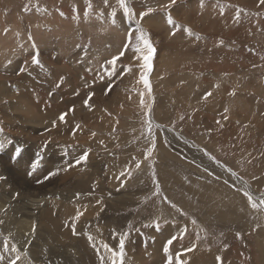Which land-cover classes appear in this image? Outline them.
Listing matches in <instances>:
<instances>
[{"label": "rangeland", "instance_id": "obj_1", "mask_svg": "<svg viewBox=\"0 0 264 264\" xmlns=\"http://www.w3.org/2000/svg\"><path fill=\"white\" fill-rule=\"evenodd\" d=\"M127 3L137 19L140 12L154 9L140 22L156 49L149 74L150 94L138 82L142 61L135 59L139 53L133 51L134 31L132 44L117 61L111 78L105 77L104 70L98 74L89 71L88 66V71L80 73L94 80L89 85L81 83L77 70L66 61L65 54H70L73 58L85 56L90 63L91 56L86 55L94 53L108 61L122 50L128 41L125 29H134L136 24L123 14L118 0H108L107 5L104 0H0V24L7 25L3 36L11 24L23 27L17 47L24 52L17 55L20 65L16 72L4 76L9 88L32 96L41 110L58 118L74 107L73 115L66 117L73 119L72 127L59 121L54 128L57 131L42 128L31 140L24 139L28 134L19 127L12 100H0L2 264L16 255L13 247L21 257L17 264H73L70 253L83 247L81 238L87 237V246L95 244L99 252L103 238L118 251L122 236H126L125 264H140L131 259L129 245L133 258L146 254L152 231L162 233L185 223L189 225L181 237L186 236L185 240L177 239L181 244L189 237L184 245L196 241L205 255L228 251V258L239 264L241 260L261 264L256 241L264 233V210H254L244 191L257 203L264 193V5L259 0H176L165 9L169 0ZM238 11L240 19L236 21ZM169 14L175 25L168 23ZM30 22L40 24L34 39ZM168 26L176 32L174 38H166ZM51 45L63 50L61 60L55 51H49ZM30 49L36 52L31 54ZM37 55L39 66L32 62ZM191 73H198L207 91L215 87L207 100L202 99L206 90L187 97L184 92L189 85L173 82ZM106 83L111 86L109 98L102 101V97L93 96L90 103L97 112L115 119V124L109 125L111 131L101 129L98 116L96 125L88 126L95 117L87 118L82 112L74 115L80 103L73 102L85 97L90 86ZM217 89L223 93L218 94ZM142 92L146 107L140 104ZM148 120L155 149L145 159L153 139ZM86 150L85 167L93 171L86 177L90 183L86 179L75 182L72 177L60 184L62 165L73 164ZM136 162L141 164L139 169ZM131 163L133 167H125L131 170V177L122 184L125 178L120 176L115 192L111 182L116 168ZM8 177L13 182L4 183ZM209 194L215 201L208 199ZM226 194L239 197L242 207L234 204L235 208L221 213L213 209ZM43 199L38 203L41 206L35 207L36 201ZM78 212L83 215L73 234L71 218ZM222 213L230 218L221 217ZM233 217L241 224L231 220ZM175 244L176 240L174 250Z\"/></svg>", "mask_w": 264, "mask_h": 264}, {"label": "bare ground", "instance_id": "obj_2", "mask_svg": "<svg viewBox=\"0 0 264 264\" xmlns=\"http://www.w3.org/2000/svg\"><path fill=\"white\" fill-rule=\"evenodd\" d=\"M4 24H0V100H2L3 98H8V99L12 100L13 112L16 114L17 121L20 123L19 127L23 130V132L25 134L26 133L28 134V135L24 136V139L30 138L32 140V138H33L32 134H34L35 132L39 131L42 128L53 129V130L57 131L54 128L56 126L60 125L59 118L56 117L53 113H47V112L41 110L40 105L37 102H35V100L33 99L32 96L25 95L24 92H22L21 90L9 88V86L7 84V80L4 78L5 74L13 73V72L17 71V69L20 65V60L17 57V55L20 52L24 53L23 50L20 52L17 51L18 41L22 37V32L20 29H23V27L21 26V24H19V23L18 24H11L8 28L7 35L5 37L3 36L2 32L6 29L7 25H4ZM30 24L32 25V27L30 28V33L32 34L31 39H34L35 36L33 35V33L40 28V24L39 23L35 24L32 22H30ZM160 26L163 27L162 24H160ZM125 30L127 32H129L132 29L126 28ZM172 32H173L172 28L170 26H168L166 28V33H165L166 38H174V35H172ZM13 33H17V34L20 33V34L18 37H15V36H13ZM51 50H49V51L53 54H55L53 52V51H55L56 55H57V59L61 60V52L63 50H59L57 47H54L53 45H51ZM35 52H36L35 49H30L31 54H33ZM77 52H82V51L79 50ZM86 56H91L90 57V63L85 61V59H84L85 56H78L76 58H73L70 54H65L66 61L69 63V65L71 67L74 68L75 71L77 70L76 71V77L78 75L77 80L81 83L88 82V85H89L94 80V78L84 76L80 72L84 71V70L88 71L86 68L89 66L90 69H94L95 74H98V72H101L103 70L101 66L105 64L106 59L97 53H94L93 55H86ZM15 57H16V59H15ZM11 59H13V61L10 64H8V61H10ZM78 65H80V66H78ZM105 77L108 78V75H106ZM173 82L175 84L186 82V84L189 85L190 88L188 89V92H184L185 96H187V97L197 96L198 92L196 90L208 89V87L202 88V83L200 81V76L198 75V73L181 75L178 78H175ZM88 85H87V87H88ZM109 87H110V85L108 83H106V85L104 84L103 87L90 86L88 93L85 95V97L79 98L77 101L73 102V105L76 103H80L79 105H77V109L75 110L74 115L82 112L86 115L87 118L95 117L94 119L91 120L94 122L90 121L91 123H88V126H95L96 123L99 121L98 119H96V117L98 116V118L101 119V121H100L101 129L111 131L109 125L112 123L115 124L114 118L109 119L106 114L102 115L100 110H98V112H97L96 109L91 105L90 102H89L90 108L85 107V105H84V100L88 97L89 93H95L94 97L100 96V97H102L101 98L102 101H106V99L109 98L108 97L109 92L107 94H105V90ZM213 89H215V87L211 86L210 89L208 91L207 90L206 91L210 92ZM221 93H223V92L221 91V89H219L218 94H221ZM73 105H72V107H73ZM67 113H68L67 116L73 115L70 111ZM73 117H76V116H73ZM10 118H11V114H10V112H7V120L9 121ZM53 121L56 122L55 127H53ZM66 121H67L66 127H72L73 126V119L71 117H68L66 119ZM63 131H65V130H63ZM88 139L93 140V138H91L90 136ZM94 141H95V139H94ZM83 142H85V140H83ZM96 142L97 141H95V143ZM6 147L3 146V148H6ZM84 152L85 151L81 152V154H83ZM25 154H27V153H24V155ZM71 164L72 163H70V162H65L62 165L61 168L63 169V174H62V179H61L60 184H63L65 181L67 182L72 177H74V179H76L75 182H80L81 179H86L87 183L89 184L90 180L87 179L86 177L88 175L92 174L93 171H91V169L85 167L86 163L76 165V166L69 168V165H71ZM126 166L133 167L134 163L124 164L123 166H118L116 168L117 174H113L111 187L115 192L118 188L117 181L120 177V173L122 171H126V168H125ZM2 168L5 170H9V168L5 167V166ZM71 169L73 171H70ZM78 175H79V177H76ZM5 176H7V175L5 174ZM11 181H12V178L8 177V179L6 181H4V183L9 184ZM83 190L86 191L85 189H83ZM21 194L28 196L25 193H21ZM39 195H44V194H36V196H39ZM76 196H79V195H76ZM203 198H204V196H203ZM208 199L210 201H215L212 194L208 195ZM43 201H44V199L41 201H36L35 207L37 206L38 203H41ZM241 203L242 202H241V199L239 197L235 196V198H234L233 194H226V195L222 196L220 201L214 205L213 209H215V210L218 209V211H220V213L226 212L230 208H235L234 204H238L240 207H242ZM244 203L247 204V202H244ZM38 206H41V204H38ZM37 208H39V207H37ZM51 208L55 209V207H51ZM245 213H247V212H245ZM231 215L233 216L234 214H231ZM227 216H229V215H225L224 213H222V215H221V217H223V218H230V216L229 217H227ZM243 216H244V214H243ZM243 216L241 215L240 218H243ZM75 217H76V214L73 216V218H71L73 220L74 224H76V222L78 221V220L74 219ZM237 217H238V215H237ZM237 217H233L234 219L231 218V220H238L236 223H239V219ZM117 220H118V218L115 216L114 221H113V227H115V228H116ZM239 224H241V223H239ZM188 227H189V225L185 223L184 226H182V227H171V228L168 227L165 230V232H162V233H160L158 231H152L150 234V236H152V242H151V245L149 248V252L146 254H142V255H136L133 258V250L130 248V245H129L128 251H130L129 253H130L131 259L133 261L135 260V261L139 262L140 264H162L163 261L166 264L168 254L165 253L164 249L166 247H169V245L167 244V241L169 239L174 238L173 241L176 240L175 250L172 249V245L170 246V251L174 257H175V254L177 252H181V251L186 250L188 248H193V246H194L193 251L186 252L185 255L181 256V259L185 261V264H203L204 262H206L207 264H218L217 257L223 258V264H235V263L239 264L238 260L235 261L234 258L232 260H230L228 258V255L226 254L228 251L226 253H222V252L217 250V251H213V252H210V253L205 255L203 253V251L201 250L200 245L197 244L196 241L191 242L190 245H187V243H186V245H184L185 242L188 241L189 237H187V240L184 241L183 244L178 242L177 239L185 240L186 236H184L183 238H181V237L183 236L182 234L187 230ZM116 231H117V228L115 229V232ZM103 234H105L104 228L102 229V235ZM80 242L82 243L81 246H83L84 248L80 247V249L70 253L71 257H72L73 264H96V263L97 264H111V253L106 251L104 246L108 245L109 247L115 249V245L113 243L108 244L106 239L103 238L101 243H100L101 249H99V252H97L95 244H90L89 246H87V237L81 238ZM90 242L93 243L91 241V239H90ZM256 242L259 246L258 250L261 254V264H264V233L260 234V236L257 238ZM226 256H227V258H226ZM101 257H103L104 259L102 260ZM242 261L243 260L240 261V264H244ZM53 263L59 264L61 262L53 261Z\"/></svg>", "mask_w": 264, "mask_h": 264}, {"label": "snow or ice", "instance_id": "obj_3", "mask_svg": "<svg viewBox=\"0 0 264 264\" xmlns=\"http://www.w3.org/2000/svg\"><path fill=\"white\" fill-rule=\"evenodd\" d=\"M105 5L108 4V0H104ZM176 3V0H169V3L163 5V7L165 9L171 8L172 5H174ZM259 3L261 5H264V0H259ZM118 4L121 6V8L123 9V14L126 15L128 17V20L134 21L136 24V27L132 30H130L128 32V41L127 43H125V45L123 46L122 50L116 55L114 56L111 60H108L105 62L104 65H102L101 67L103 68V70L107 73L108 77L111 78L113 75L116 74V68H117V61L120 60L121 57H123L125 55V52L128 51L129 45L132 44V33L133 31L137 33L136 36V44L133 45V51L139 53V55H137L135 57V59H138L140 61H142V63L139 65V67L141 68V73H140V77H139V81L140 83H142L144 85V88L146 89L147 93L150 94L151 93V83L149 80V74L152 70V60H153V56L155 54V47L150 39V36L147 32L144 31V29L141 27L140 22L144 19L145 16L149 15L152 11H154L153 8L149 7L147 9V11H142L140 12L139 18L137 19V13L135 12V10L127 3V0H118ZM91 6L89 5V10H90ZM115 14V13H114ZM240 19V15H239V11L236 13L235 16V20L239 21ZM168 23L171 25H175V21L171 18V15L169 14L168 16ZM189 33H191V29L187 30ZM172 35H176V32L173 31ZM35 65L39 66L40 65V60L38 55L35 56L33 58L32 61ZM10 63V62H9ZM110 66V67H109ZM89 71H91V69H89ZM128 72H131L132 69L128 68L127 69ZM101 80L104 79L103 76L100 77ZM218 87V85H217ZM111 91V86L109 88H107L105 90V94H107L108 92ZM95 95V93H89L88 97L84 100V105L85 107H89L90 108V101L92 99V97ZM212 95L211 92H207L202 99L207 100L208 97H210ZM141 99H140V104L141 106H145V102H144V93H140ZM70 112L74 111V107L72 109H69ZM150 111V109H149ZM68 113H61L59 115V121L62 123H66V117H67ZM183 117H181L182 119ZM148 133L150 136H153V139L151 140V147L149 149H147L146 155H145V159H148L149 157L152 156V153L155 149V139H154V133L152 132V124L151 121L148 120ZM56 122L53 121V127H55ZM79 127V126H77ZM2 131V130H0ZM75 133H73L74 135ZM0 148H2V145H0ZM88 155H89V150H86L82 155H80L77 159H75L74 163L69 165V168L76 166V165H80L81 163H86L87 159H88ZM141 166L140 162H136L135 167L136 169H139ZM59 171H53L52 173H50L51 175H56L57 172ZM131 170H126V171H122L120 173L121 177H124L125 180L122 181L123 182L126 181L127 178L131 177ZM0 179H3V177H0ZM18 195V194H17ZM79 195V194H77ZM244 195L248 198L250 206L256 210V211H262L264 210V193L261 194V198L259 200V203H257L256 201L253 200V197L251 196V194L248 191H244ZM167 199V198H165ZM172 207H176L175 205H172ZM83 215L82 212H78L76 217L74 218L75 220H79V217ZM0 223H3V221H0ZM156 228H159V224L156 223L155 224ZM72 231L73 234H75V224L73 223L72 225ZM91 239V237H89ZM125 239L126 236H122L119 239V244H118V251L114 248L109 247L108 245H105V250L111 253V264H125ZM174 239V238H173ZM173 239H169L167 241V244L169 245V247H166L164 249L165 253H167V260H166V264H185V261L181 259L182 255H185L186 252L189 251H193L194 250V246L193 248H188L186 250H183L181 252H177L175 254V257L173 256V254L170 251V246L173 244ZM4 251L8 252L9 248H8V244L5 243L4 244ZM12 252H15L16 255L14 257H11L8 261V264H17V262L21 259L20 255H19V249L13 247L11 249ZM5 259V256L3 254H0V264H2L3 260ZM101 259L103 260L104 258L101 257ZM217 261L218 264H223V258L222 257H217Z\"/></svg>", "mask_w": 264, "mask_h": 264}]
</instances>
